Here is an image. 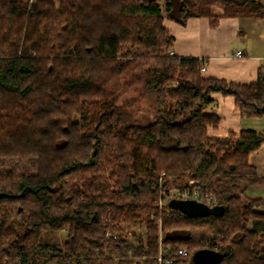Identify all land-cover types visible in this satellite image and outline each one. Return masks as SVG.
Listing matches in <instances>:
<instances>
[{
    "label": "trees",
    "instance_id": "trees-1",
    "mask_svg": "<svg viewBox=\"0 0 264 264\" xmlns=\"http://www.w3.org/2000/svg\"><path fill=\"white\" fill-rule=\"evenodd\" d=\"M214 5L264 17V0H37L30 12L24 0H0V158L36 170L0 171V264H155L160 252L164 264H196L193 252L214 246L219 264H264V201L246 194L264 183L249 161L264 131L210 136L219 117L206 112L222 92L264 117V64L241 84L160 50L174 39L165 17L215 26ZM128 44L149 51L122 52ZM170 175L197 180L224 212H161L159 181ZM144 216L136 244L116 234L117 222Z\"/></svg>",
    "mask_w": 264,
    "mask_h": 264
},
{
    "label": "crops",
    "instance_id": "crops-1",
    "mask_svg": "<svg viewBox=\"0 0 264 264\" xmlns=\"http://www.w3.org/2000/svg\"><path fill=\"white\" fill-rule=\"evenodd\" d=\"M212 13L220 17L215 26L206 16L189 17L181 24L167 17L163 24L173 36L167 47L179 57H195L206 61L202 72L207 78L248 84L258 79V70L264 64V17H236L224 15V8L212 7ZM243 54L237 56L236 52ZM213 102L206 112L215 114L219 121L208 124V134L227 137L231 132L240 135L242 130L264 131V117H249L235 103L232 95L212 93ZM249 161L264 175V141L249 154ZM250 198L264 201V183L252 184L246 189Z\"/></svg>",
    "mask_w": 264,
    "mask_h": 264
},
{
    "label": "built area",
    "instance_id": "built-area-1",
    "mask_svg": "<svg viewBox=\"0 0 264 264\" xmlns=\"http://www.w3.org/2000/svg\"><path fill=\"white\" fill-rule=\"evenodd\" d=\"M168 52L173 54V51L168 47L166 48ZM243 54L242 50H238L236 52L237 56H241ZM208 65L206 61H201V71L204 72L207 69ZM164 175V173H163ZM160 191L157 195L156 201L158 203L159 209L161 212H166L168 216H170L173 209L169 206V201L171 199H196L203 203H206L210 206H214L217 204V195L209 190H202L199 188L198 181L195 179H189L188 183H167L165 184L163 179L160 178ZM181 216H187L185 213L177 210ZM212 249L217 250V246H214ZM190 252L186 247H179L178 254L188 255ZM166 262H170V258L164 256L162 252L156 257L155 264H164Z\"/></svg>",
    "mask_w": 264,
    "mask_h": 264
},
{
    "label": "rangeland",
    "instance_id": "rangeland-1",
    "mask_svg": "<svg viewBox=\"0 0 264 264\" xmlns=\"http://www.w3.org/2000/svg\"><path fill=\"white\" fill-rule=\"evenodd\" d=\"M37 0H24L25 3L28 4V12L31 11V5L36 3ZM160 2V4H162V6H164L165 4V0H158ZM56 5H58V2H56ZM167 45H163L160 50L167 52L166 50ZM129 49H132L133 51L137 52V53H145L148 52L149 50H147L146 48L142 47V46H137L132 48L130 44L126 45L122 52H126ZM159 50V49H158ZM153 52V50H150V52ZM179 81L177 79L168 81L165 84V87L170 88V87H176L178 86ZM126 98V95L123 96V98L121 100H124ZM9 167H15L18 168L20 171L22 170H33L34 173L36 172V170L32 169V162L28 161V160H24L21 158H0V171L3 168H9ZM170 183H174V184H180V183H185L187 182L188 178L186 176H177L175 177L174 175H170L169 179ZM261 210H264V208H261ZM147 223H148V218L146 216L143 217L142 222L139 224H131L128 222H117V231L116 234H118L117 232L119 231L121 234H123V236H125L127 239L132 240L135 244L137 243V241L134 240L135 236H144L146 231H147ZM63 235H65V231L62 230L60 232H58V236L59 238L63 237Z\"/></svg>",
    "mask_w": 264,
    "mask_h": 264
},
{
    "label": "water",
    "instance_id": "water-1",
    "mask_svg": "<svg viewBox=\"0 0 264 264\" xmlns=\"http://www.w3.org/2000/svg\"><path fill=\"white\" fill-rule=\"evenodd\" d=\"M169 206L190 217L221 215L225 210L222 204L210 206L196 199H171ZM192 258L196 264H219L223 259V253L212 248H200L193 252Z\"/></svg>",
    "mask_w": 264,
    "mask_h": 264
},
{
    "label": "bare ground",
    "instance_id": "bare-ground-1",
    "mask_svg": "<svg viewBox=\"0 0 264 264\" xmlns=\"http://www.w3.org/2000/svg\"><path fill=\"white\" fill-rule=\"evenodd\" d=\"M170 202V201H169Z\"/></svg>",
    "mask_w": 264,
    "mask_h": 264
}]
</instances>
